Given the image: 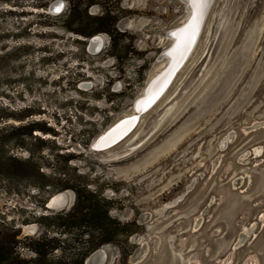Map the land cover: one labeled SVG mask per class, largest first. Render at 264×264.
Listing matches in <instances>:
<instances>
[{"label":"rangeland","instance_id":"1","mask_svg":"<svg viewBox=\"0 0 264 264\" xmlns=\"http://www.w3.org/2000/svg\"><path fill=\"white\" fill-rule=\"evenodd\" d=\"M185 12L180 0H0V147L49 185L0 177L7 264H84L100 235L79 224L75 190L115 229L103 264H264V0H213L163 96L113 148L89 150L132 113ZM101 23L110 33H93L91 52L74 29Z\"/></svg>","mask_w":264,"mask_h":264},{"label":"water","instance_id":"2","mask_svg":"<svg viewBox=\"0 0 264 264\" xmlns=\"http://www.w3.org/2000/svg\"><path fill=\"white\" fill-rule=\"evenodd\" d=\"M57 2H59V1H54V2H52V3H50L48 5V10L51 11L52 13H58L61 10L62 4H61V2H60V4H57ZM190 3H191L190 6L192 7L191 13L189 15H187V17L185 19H183V21L181 23H179L177 26H175L173 28V31H175L173 34H169L172 37H175V39L167 47V51H169L168 55L173 54L174 50H172V49L176 50L180 46L184 45V42H186V38H187L186 35H185L186 34L185 31L187 29H190L192 27L194 29L195 28L198 29V25H199V29L198 30H200V27H202L200 25L203 24V21H204V18H205V15H206L208 9H207V11H205V6H200V5L196 6V4H193L192 2H190ZM55 6H57V8H54ZM52 7H53V10H51ZM92 36H90L86 40L87 48H88V42L92 38ZM192 47H193V45H192ZM191 48L189 49V52H190ZM99 49H100V44L96 43L93 48H89L88 50L91 51V52H97ZM185 51H186V49H185ZM187 54H185V55L187 56ZM183 55L184 54H182V56H181V57H183V60L180 62L178 68L183 63L184 59L186 58V56L185 55L183 56ZM170 68L172 69V66H170ZM178 68H176L175 71H177ZM169 70L170 69L167 68V64H166L162 69H160L155 75H153L148 80V82L146 83V85L143 88V91H146L148 89V87H152V85L154 86V84L157 83V82H158V84H157L156 90H154L152 92V94H150L147 97L146 101H148V99L150 101L153 97H155L154 99L156 100L157 97L160 95L159 94L160 91H162L160 89L162 87L165 88L166 85L169 83L171 78L168 81L166 80L167 79L166 76H167V73L169 72ZM83 86L85 87V86H87V84H83ZM154 95H156V96H154ZM141 97H142V95L135 97L134 100H133V104L136 101H138ZM139 111L142 112L141 109ZM140 113L139 114L132 113L131 115L120 117L119 119H116L115 121L110 123L98 135H96L93 138L94 140L91 141L90 144H89V150L92 151V152H99V151H103V150H107V149L111 148V146L116 144L122 137L125 136V134H127L134 127V125H135L134 121L135 120L133 121V118H136L138 115H140ZM125 119L127 120L126 122H124ZM123 122H124L125 126H124V128H120L121 125H122L121 123H123ZM45 207L47 208V206H45ZM105 258H106V250H105L104 247H100V248L92 251L86 257V259L84 260V264H91V263L92 264H103Z\"/></svg>","mask_w":264,"mask_h":264},{"label":"trees","instance_id":"3","mask_svg":"<svg viewBox=\"0 0 264 264\" xmlns=\"http://www.w3.org/2000/svg\"><path fill=\"white\" fill-rule=\"evenodd\" d=\"M113 20L110 24H112ZM105 31L110 33L109 29L104 26L102 23L97 25L96 27L89 28L85 26L83 29H74V32L79 33L83 36H89L96 32ZM18 128H13V132H16ZM40 130L45 131L46 129L40 128ZM0 131L2 129L0 128ZM2 134L0 132V145L2 142ZM29 161L25 163H20L16 159L12 157H6L3 151V147H0V177L3 179H21L28 180V173H32L33 177L36 178L35 182H32V186L37 190H42L43 188H49L48 182L45 177L39 172V168L37 165H29ZM35 175V176H34ZM66 189V184L62 183L56 189L57 191H62ZM99 201L96 200L94 195H84L82 191L75 190V200L73 203V209L75 213L79 215L78 222L79 224L83 223H93V228L99 231L98 235L100 238L95 242H89L88 246L84 249V255L89 254L93 250L97 249L101 245L108 243L113 234L115 233V229L110 228V224L105 216V211H101L99 207H101ZM103 204V203H102ZM101 204V205H102ZM101 214V216H100ZM74 216V215H73ZM9 255L6 251V248L3 246L2 242H0V264L9 263Z\"/></svg>","mask_w":264,"mask_h":264},{"label":"bare ground","instance_id":"4","mask_svg":"<svg viewBox=\"0 0 264 264\" xmlns=\"http://www.w3.org/2000/svg\"><path fill=\"white\" fill-rule=\"evenodd\" d=\"M184 5H185V9H186V14H185V17H184V19L187 17V15H189L190 13H191V11H192V7L190 6L191 5V3L190 2H192V0H180ZM212 1L213 0H207V2H206V4H203V5H200V6H205V11H207V9L209 8V6H210V4L212 3ZM190 3V4H189ZM57 4H60V2H57ZM197 6V5H196ZM54 8H57V6H55ZM211 8H212V6H211ZM51 10H53V7H52V9ZM210 11V10H209ZM210 14V13H209ZM200 26H202V25H200ZM205 26V25H204ZM204 26H203V28H204ZM196 29V30H195ZM190 28V29H187L186 31H185V35H186V42H184V45H182V46H180L178 49H172V50H174V52H173V54H170V55H168V52L169 51H167V47L165 48V49H163V52L161 53V55L158 57V60L159 59H161L162 58V61L164 60V65L161 67V69L167 64V68H169L170 70H169V72L167 73V76H166V80L168 81L170 78V81H169V83L166 85V87L164 88V87H162L160 90H162V91H160V95L157 97V99L155 100L154 98L155 97H153L150 101H149V99H148V101H146L147 100V97L150 95V94H152V92L154 91V90H156V88H157V84H158V82L157 83H155L154 84V86L152 85V87H148V89L146 90V91H143L142 90V97L138 100V101H136L134 104L132 103V107H133V111H132V113H137V114H139L141 111H139L140 109L142 110V112L140 113V115H138L136 118H133V121H134V124L136 125L139 121H141V117L142 116H144V114H145V112L146 111H148L162 96H163V94L167 91L166 89L169 87V85H170V83L172 82V80H173V78L176 76V74L178 73V71H180V69L182 68V66L184 65V63L188 60V58H190V55H191V53H192V51H194L193 50V48H194V46H195V44H196V41H197V39H198V36H199V34H200V31H201V27H200V30H198L199 29V25H198V29L197 28ZM199 31V32H198ZM175 31H173V28L172 29H170V30H168L167 31V33H166V35H167V38L169 39H171V42L175 39V37H172L171 35H169V34H173ZM202 35V34H201ZM171 42H170V44H171ZM96 43H99L100 45H101V38H100V36L99 35H96V36H93L90 40H89V42H88V49L89 48H93L94 47V45L96 44ZM194 43V44H193ZM169 44V45H170ZM175 44V43H174ZM192 45H193V47H192ZM192 47V48H191ZM191 48V50H190V52H189V49ZM185 49H186V51H185ZM184 52V53H183ZM188 54H187V53ZM182 54H187V56H186V58L184 59V61H183V63L180 65V67L178 68V66H179V64H180V62L183 60V57H181L182 56ZM183 55V56H184ZM170 66H172V69L170 68ZM176 68H178V70L177 71H175L176 70ZM160 70V69H159ZM158 70V71H159ZM157 71V72H158ZM156 72V73H157ZM174 72V73H173ZM155 73V74H156ZM154 74V75H155ZM166 81V82H167ZM146 85V84H145ZM82 86H83V84H82ZM144 88V87H143ZM159 92V91H158ZM162 92V93H161ZM158 94V93H157ZM154 96H156V95H154ZM155 100V101H154ZM154 101V102H153ZM132 113H130V114H127V115H125V116H128V115H131ZM122 117H124V116H122ZM127 119V118H126ZM125 119V121L124 122H126L127 120ZM129 119V118H128ZM124 122L123 123H121L122 125H121V127L120 128H124V126H125V124H124ZM134 125V126H135ZM133 129V128H132ZM131 129V130H132ZM130 130V131H131ZM130 131L127 133V134H125V136L124 137H122L118 142H120L122 139H124L129 133H130ZM117 142V143H118ZM116 143V144H117ZM116 144H114V145H116ZM113 145V146H114ZM113 146H111V148H113ZM111 148H109V149H107V150H110ZM107 150H103V151H99V152H105V151H107ZM259 153V151L258 150H255L254 151V154H258ZM253 154V153H252ZM64 198H65V193H61L60 195H58L57 197H55V199H53L52 200V202H54V201H59V200H64ZM66 200V199H65ZM244 234H240L239 236H240V238L243 236ZM238 240H239V237H238ZM92 264V263H91Z\"/></svg>","mask_w":264,"mask_h":264},{"label":"flooded vegetation","instance_id":"5","mask_svg":"<svg viewBox=\"0 0 264 264\" xmlns=\"http://www.w3.org/2000/svg\"><path fill=\"white\" fill-rule=\"evenodd\" d=\"M131 108H132V105H131ZM61 193H65V192H61ZM61 193L59 192L58 195H60ZM58 195H56L55 197H57ZM66 196H67V194L65 193V197H66ZM55 197H53V198L51 199V201L49 202V206H47L48 209L54 210V209H55V206L58 205V204H57V203H58L57 201L52 202V200L55 199ZM51 203H53V204L51 205Z\"/></svg>","mask_w":264,"mask_h":264},{"label":"snow or ice","instance_id":"6","mask_svg":"<svg viewBox=\"0 0 264 264\" xmlns=\"http://www.w3.org/2000/svg\"><path fill=\"white\" fill-rule=\"evenodd\" d=\"M206 2L207 0H192V3L196 5H203L206 4Z\"/></svg>","mask_w":264,"mask_h":264}]
</instances>
